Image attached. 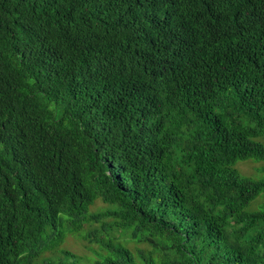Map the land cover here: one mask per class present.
Returning a JSON list of instances; mask_svg holds the SVG:
<instances>
[{
  "label": "trees",
  "instance_id": "obj_1",
  "mask_svg": "<svg viewBox=\"0 0 264 264\" xmlns=\"http://www.w3.org/2000/svg\"><path fill=\"white\" fill-rule=\"evenodd\" d=\"M249 161L264 0H0V264H264Z\"/></svg>",
  "mask_w": 264,
  "mask_h": 264
},
{
  "label": "rangeland",
  "instance_id": "obj_2",
  "mask_svg": "<svg viewBox=\"0 0 264 264\" xmlns=\"http://www.w3.org/2000/svg\"><path fill=\"white\" fill-rule=\"evenodd\" d=\"M263 167L264 164L255 163L252 161L240 162L237 166L242 175L253 178H258L262 175L261 170ZM261 202L262 199L258 201V203ZM105 209H107V205L99 200L92 207L90 212L91 214H95L99 211H104ZM59 249L67 250L74 254L81 260V264H92L98 259L96 254L98 252V248L95 245L91 246V244L84 240V238L76 235L67 234Z\"/></svg>",
  "mask_w": 264,
  "mask_h": 264
}]
</instances>
